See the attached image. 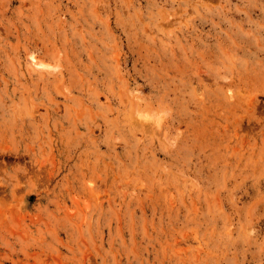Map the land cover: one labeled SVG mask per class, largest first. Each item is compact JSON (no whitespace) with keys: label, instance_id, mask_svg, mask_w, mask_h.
Segmentation results:
<instances>
[{"label":"rangeland","instance_id":"374dc122","mask_svg":"<svg viewBox=\"0 0 264 264\" xmlns=\"http://www.w3.org/2000/svg\"><path fill=\"white\" fill-rule=\"evenodd\" d=\"M0 264H264V0H0Z\"/></svg>","mask_w":264,"mask_h":264}]
</instances>
